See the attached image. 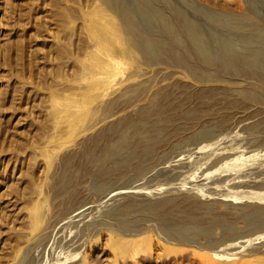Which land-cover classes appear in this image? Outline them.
<instances>
[{
  "label": "rangeland",
  "instance_id": "374dc122",
  "mask_svg": "<svg viewBox=\"0 0 264 264\" xmlns=\"http://www.w3.org/2000/svg\"><path fill=\"white\" fill-rule=\"evenodd\" d=\"M0 264H264V0H0Z\"/></svg>",
  "mask_w": 264,
  "mask_h": 264
},
{
  "label": "bare ground",
  "instance_id": "6f19581e",
  "mask_svg": "<svg viewBox=\"0 0 264 264\" xmlns=\"http://www.w3.org/2000/svg\"><path fill=\"white\" fill-rule=\"evenodd\" d=\"M126 17H127V21L129 22V27H130V29L131 30H133V31H137L138 29H137V27L134 25V23L132 22V17L129 15V14H127L126 15ZM183 24H185V23H183ZM188 24V23H187ZM182 28H183V26H182ZM181 28V29H182ZM175 29V28H174ZM185 29V31L184 32H186L187 31V33L188 34H190L192 37H194L195 35H196V32H195V30H194V28L193 27H191V26H188V25H186V27L184 28ZM176 30V29H175ZM183 30V29H182ZM173 31V30H172ZM187 33H186V35H187ZM179 35H180V33H179ZM174 38V37H173ZM189 38V37H188ZM175 39V38H174ZM197 39V38H196ZM195 39V40H196ZM162 41V40H161ZM177 41V40H176ZM191 41H193V39H191ZM153 46L152 47H158V48H160V47H166V46H169L170 44L169 43H160V44H158V43H156V44H152ZM195 45V44H194ZM147 46V45H146ZM144 48H145V46H143ZM157 48V49H158ZM159 50V49H158ZM165 51H167V50H165ZM164 52V51H163ZM233 54V53H232ZM239 57V56H238ZM241 57V56H240ZM225 60H226V63H227V66H229V67H233V68H236V69H241V74H243V72L242 71H244L246 74L248 73V72H250L249 71V67L251 66V64L253 63L250 59H246V58H243V56L241 57V58H237L236 56L235 57H233L231 54H227L226 56H225ZM251 68V67H250ZM251 69H253V67L251 68ZM253 70H255V69H253ZM239 71V70H238ZM258 71V70H257ZM251 73V75H253L252 73H253V71H251L250 72ZM256 73V72H255ZM255 73H254V75H255ZM259 73H260V71H259ZM249 74V73H248ZM250 75V74H249ZM257 75V74H256ZM261 75H263V72H262V74ZM262 80V79H261Z\"/></svg>",
  "mask_w": 264,
  "mask_h": 264
}]
</instances>
